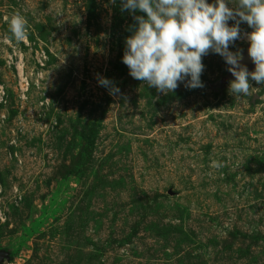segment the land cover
Returning <instances> with one entry per match:
<instances>
[{"label": "rangeland", "instance_id": "374dc122", "mask_svg": "<svg viewBox=\"0 0 264 264\" xmlns=\"http://www.w3.org/2000/svg\"><path fill=\"white\" fill-rule=\"evenodd\" d=\"M132 23L119 0H0V264H264V85L231 96L209 53L202 88H148Z\"/></svg>", "mask_w": 264, "mask_h": 264}, {"label": "clouds", "instance_id": "9594fccd", "mask_svg": "<svg viewBox=\"0 0 264 264\" xmlns=\"http://www.w3.org/2000/svg\"><path fill=\"white\" fill-rule=\"evenodd\" d=\"M119 10L133 21L123 39L121 62L131 78L148 88L161 94L178 85L202 88V57L209 53L219 55L233 77L227 87L231 96H247L249 79L264 85V0H119ZM241 23L250 29L243 36L252 71L240 63L239 49L229 50L241 38ZM7 24L11 39L26 41V21L19 13ZM96 82L109 95L119 93L103 76L97 75ZM212 167L219 169L223 162L213 161Z\"/></svg>", "mask_w": 264, "mask_h": 264}, {"label": "water", "instance_id": "95a60500", "mask_svg": "<svg viewBox=\"0 0 264 264\" xmlns=\"http://www.w3.org/2000/svg\"><path fill=\"white\" fill-rule=\"evenodd\" d=\"M240 63L243 64L244 66H246L249 71L253 70L254 66H253L252 62L250 61L249 57L247 56L246 51L242 53V59H241ZM228 78L233 79V77L230 75V73L228 74Z\"/></svg>", "mask_w": 264, "mask_h": 264}, {"label": "built area", "instance_id": "2783aa9c", "mask_svg": "<svg viewBox=\"0 0 264 264\" xmlns=\"http://www.w3.org/2000/svg\"><path fill=\"white\" fill-rule=\"evenodd\" d=\"M16 71H17V75H18V79H19V86H20V89H22V88L26 87L27 84H26L25 78L23 77V74L22 73L19 74L17 68H16ZM3 95H4V92L2 90V87L0 86V101H2Z\"/></svg>", "mask_w": 264, "mask_h": 264}, {"label": "bare ground", "instance_id": "6f19581e", "mask_svg": "<svg viewBox=\"0 0 264 264\" xmlns=\"http://www.w3.org/2000/svg\"><path fill=\"white\" fill-rule=\"evenodd\" d=\"M22 63L20 62V63H16V66H15V68H17V70H18V72H19V74H21L22 73ZM22 76V75H21Z\"/></svg>", "mask_w": 264, "mask_h": 264}]
</instances>
